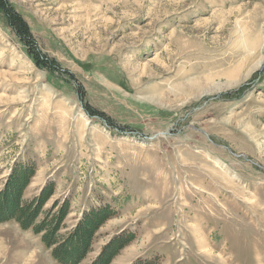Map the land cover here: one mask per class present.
<instances>
[{
    "label": "rangeland",
    "instance_id": "374dc122",
    "mask_svg": "<svg viewBox=\"0 0 264 264\" xmlns=\"http://www.w3.org/2000/svg\"><path fill=\"white\" fill-rule=\"evenodd\" d=\"M10 179L0 264H264V0H0Z\"/></svg>",
    "mask_w": 264,
    "mask_h": 264
},
{
    "label": "trees",
    "instance_id": "16d2710c",
    "mask_svg": "<svg viewBox=\"0 0 264 264\" xmlns=\"http://www.w3.org/2000/svg\"><path fill=\"white\" fill-rule=\"evenodd\" d=\"M14 185L17 186L18 184H15V182L12 183V180L10 179L9 182L7 183V186H6L7 189L5 190V192H3V193L0 194V197H1V195H3L5 197V202L4 203H1V205H0V216H1V214H5V213H6L7 217H15V218H18V215L19 214L21 216L20 206H18V204H17V202L15 200L16 199V197H15L16 191L14 189L12 190V189L8 188V187H12ZM4 206H7V207H5L6 208V211L5 212L3 210ZM97 211L98 210H96L95 212H97ZM93 213H94L93 211H92V213L89 212L88 214L90 216L89 215H86V216L83 217V219L78 224L77 230L82 231V232H86L87 230L92 229L91 227H93L96 224L94 222L93 218L91 217V215ZM10 214H13L14 216L13 215H10ZM3 217H5V216L3 215ZM35 229L38 230L37 227ZM86 234H87V232H86ZM91 234H92V232H91ZM76 235L73 236V237H70L68 240H72L74 238L76 239L77 238ZM81 238L78 240L77 244H75V239H74L73 244L70 245V246H67L66 245V242H68V240H66L63 243H60L58 246H55L54 249H53V252L55 253V255L59 259H62V262L69 263V262L75 261V260H73V258H79L81 256V253L79 252L80 251L79 249H81V250L86 249L87 246H88V243H89V242L86 241V244H85L84 238L83 237H81ZM66 249H76L77 255H72L71 256V259L72 260L71 259H66V258H68L66 255H64V251H66Z\"/></svg>",
    "mask_w": 264,
    "mask_h": 264
}]
</instances>
